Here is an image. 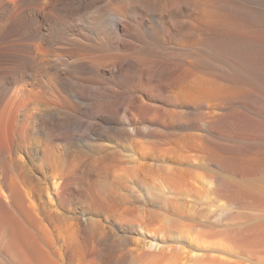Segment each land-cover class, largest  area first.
Here are the masks:
<instances>
[{
    "label": "bare ground",
    "instance_id": "6f19581e",
    "mask_svg": "<svg viewBox=\"0 0 264 264\" xmlns=\"http://www.w3.org/2000/svg\"><path fill=\"white\" fill-rule=\"evenodd\" d=\"M182 152L264 173V0H0V264H227L124 232Z\"/></svg>",
    "mask_w": 264,
    "mask_h": 264
},
{
    "label": "rangeland",
    "instance_id": "374dc122",
    "mask_svg": "<svg viewBox=\"0 0 264 264\" xmlns=\"http://www.w3.org/2000/svg\"><path fill=\"white\" fill-rule=\"evenodd\" d=\"M160 163V173H128L131 179L126 173H112L124 175L121 181L116 175L122 193L132 194L135 188L132 195L145 196L148 206H155L150 214L134 213V220L130 216L131 222L123 225L127 235L148 241L160 228L166 244L181 247L183 256L218 252L227 264H264V173H206L201 155L190 152L166 154ZM119 262L130 263L123 258ZM193 262L187 256L178 260Z\"/></svg>",
    "mask_w": 264,
    "mask_h": 264
}]
</instances>
